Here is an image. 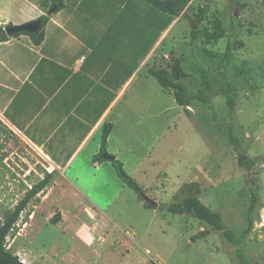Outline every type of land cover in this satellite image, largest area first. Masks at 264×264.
Masks as SVG:
<instances>
[{
    "label": "rangeland",
    "instance_id": "374dc122",
    "mask_svg": "<svg viewBox=\"0 0 264 264\" xmlns=\"http://www.w3.org/2000/svg\"><path fill=\"white\" fill-rule=\"evenodd\" d=\"M200 8L205 19L197 29L220 19L225 36L216 45L203 37L195 47L191 43ZM96 22L100 37L102 22ZM231 40L237 50L223 74L219 66ZM172 57L181 58L190 74L183 84L203 90L213 112L197 102L187 114L148 73L168 68ZM228 83L240 88L233 117L225 102ZM129 102V109L116 111L109 153L151 200L171 204L195 195L237 236L248 228L255 192L254 225L238 249L248 264H264V0H192L186 16L176 17L142 58ZM239 154L255 159V167L243 168ZM82 160L61 173L0 125V225L31 186L53 174L7 240L25 264H240L237 249L217 232L207 235L208 227L194 218L145 208L110 162L96 169L91 157Z\"/></svg>",
    "mask_w": 264,
    "mask_h": 264
},
{
    "label": "crops",
    "instance_id": "0c3cea01",
    "mask_svg": "<svg viewBox=\"0 0 264 264\" xmlns=\"http://www.w3.org/2000/svg\"><path fill=\"white\" fill-rule=\"evenodd\" d=\"M64 3L52 15V0L0 3L4 30L49 17L40 45L26 35L0 42V125L61 173L80 158L91 157L96 169L109 162L93 161L103 126L113 125L108 151L116 111L131 107L129 91L142 74V0Z\"/></svg>",
    "mask_w": 264,
    "mask_h": 264
},
{
    "label": "trees",
    "instance_id": "16d2710c",
    "mask_svg": "<svg viewBox=\"0 0 264 264\" xmlns=\"http://www.w3.org/2000/svg\"><path fill=\"white\" fill-rule=\"evenodd\" d=\"M191 1L192 0H142V58L147 56L149 51L158 41L161 33L172 24L176 17H180L181 15L186 16V11L188 10ZM231 1L236 2L237 0ZM54 5H57L56 12L65 7L64 0H52L51 8L54 7ZM193 18H195L196 26L199 25V23L205 19V10L200 8L193 14ZM41 20L42 25L37 33L30 34L28 32H20L16 37L26 35L29 36L36 45H40L45 37L44 28L49 21V17L42 16ZM224 36L225 31L221 26L220 19L214 18L211 27H207L204 30L197 29L191 31V43L195 47L200 38L203 37L205 44L216 45ZM9 39L10 37L6 34L4 28L0 27V42H5ZM236 44L237 42L234 40H231L228 43L224 58L219 66V69L223 74H227L232 66L235 52L237 50ZM182 62L181 58L172 57V61L168 68L152 67L148 70V73L156 79L161 88L173 95L177 105L184 108V111L187 114H191L189 108L193 107L197 102L202 103L213 112L214 106L211 102V98L203 90H194L183 84L182 81L190 78V74L185 70ZM239 91L240 88L237 84H227L225 102L229 117H233L236 112ZM112 128V124H105L103 126L101 148L99 154L93 158L94 162L107 161L103 158V155L108 154V138L111 134ZM232 142L238 145L236 140L232 139ZM113 157L114 161L111 164L115 167L118 177L127 187L135 191L138 199L143 202L145 208L158 209L162 212H169L198 220L200 223L208 227L209 230L206 231L207 235L217 232L223 240L229 242L237 249L234 252V257L240 262V264H248L245 255L240 249H238V247L243 242L244 237L252 230L254 225V212L258 203V197L255 192L252 194V202L248 209V228L241 234V236H237L233 230L226 226L221 213L212 210L195 195L184 197L182 201L171 204L159 203L158 206H152L151 204L146 203L143 199V196H145L144 189L125 171L124 164L115 156ZM238 161L239 164L247 170L253 169L256 165L255 159L245 154H239ZM52 180L53 174H46L42 180L31 186L25 196L15 206L14 210L5 215L4 220L0 225V264H25L18 255L14 254L10 248H8L7 240L13 235L18 222L29 205L32 204V202H40L39 195L50 186ZM30 216L31 213L28 214V219ZM60 218L61 214L58 213L50 221L53 223Z\"/></svg>",
    "mask_w": 264,
    "mask_h": 264
},
{
    "label": "water",
    "instance_id": "95a60500",
    "mask_svg": "<svg viewBox=\"0 0 264 264\" xmlns=\"http://www.w3.org/2000/svg\"><path fill=\"white\" fill-rule=\"evenodd\" d=\"M55 10H56V6L53 7L49 15H52ZM235 16L237 17V14H235ZM41 25H42L41 19L35 22H32V23H29V24L22 25V26L8 25L5 27V32L9 37H15L20 32H28L30 34H35L39 31ZM196 29H197V26L195 22H192V30H196ZM103 158L111 163L114 161V157L108 154L103 155ZM143 199L146 203H149L152 206H158L157 202L151 200L146 195L143 196Z\"/></svg>",
    "mask_w": 264,
    "mask_h": 264
},
{
    "label": "built area",
    "instance_id": "2783aa9c",
    "mask_svg": "<svg viewBox=\"0 0 264 264\" xmlns=\"http://www.w3.org/2000/svg\"><path fill=\"white\" fill-rule=\"evenodd\" d=\"M260 221H261V225L264 226V217H262V218L260 219Z\"/></svg>",
    "mask_w": 264,
    "mask_h": 264
}]
</instances>
